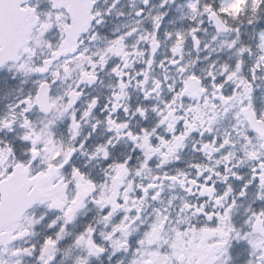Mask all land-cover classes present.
Returning a JSON list of instances; mask_svg holds the SVG:
<instances>
[{
  "label": "snow or ice",
  "instance_id": "snow-or-ice-1",
  "mask_svg": "<svg viewBox=\"0 0 264 264\" xmlns=\"http://www.w3.org/2000/svg\"><path fill=\"white\" fill-rule=\"evenodd\" d=\"M0 264H264V0H0Z\"/></svg>",
  "mask_w": 264,
  "mask_h": 264
}]
</instances>
